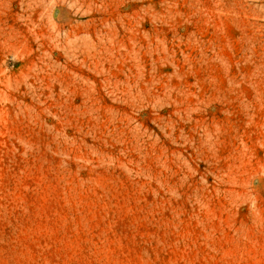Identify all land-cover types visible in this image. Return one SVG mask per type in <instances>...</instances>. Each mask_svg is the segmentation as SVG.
Masks as SVG:
<instances>
[{
    "label": "rangeland",
    "instance_id": "374dc122",
    "mask_svg": "<svg viewBox=\"0 0 264 264\" xmlns=\"http://www.w3.org/2000/svg\"><path fill=\"white\" fill-rule=\"evenodd\" d=\"M0 264H264V0H0Z\"/></svg>",
    "mask_w": 264,
    "mask_h": 264
}]
</instances>
